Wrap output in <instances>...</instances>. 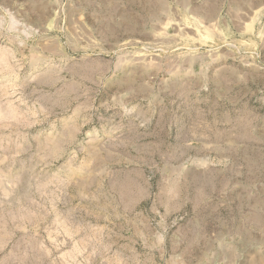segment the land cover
Returning <instances> with one entry per match:
<instances>
[{"label":"rangeland","instance_id":"374dc122","mask_svg":"<svg viewBox=\"0 0 264 264\" xmlns=\"http://www.w3.org/2000/svg\"><path fill=\"white\" fill-rule=\"evenodd\" d=\"M261 8L0 0V264H264Z\"/></svg>","mask_w":264,"mask_h":264},{"label":"bare ground","instance_id":"6f19581e","mask_svg":"<svg viewBox=\"0 0 264 264\" xmlns=\"http://www.w3.org/2000/svg\"><path fill=\"white\" fill-rule=\"evenodd\" d=\"M262 10H261V12H262V14H264V8H261ZM255 61V60H254ZM253 69V68H252ZM262 73V72H261ZM248 74V73H247Z\"/></svg>","mask_w":264,"mask_h":264}]
</instances>
